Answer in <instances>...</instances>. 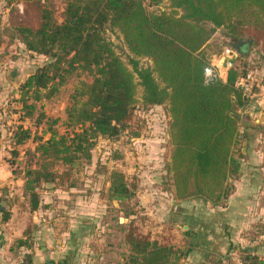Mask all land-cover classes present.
<instances>
[{
    "label": "trees",
    "instance_id": "16d2710c",
    "mask_svg": "<svg viewBox=\"0 0 264 264\" xmlns=\"http://www.w3.org/2000/svg\"><path fill=\"white\" fill-rule=\"evenodd\" d=\"M4 1L7 5L20 1L35 5L39 13L36 25L19 20L9 30L20 36L28 51L47 58L20 86L18 100L21 111H25L23 116L32 117L38 103L54 98L72 76L88 77L75 85L66 118L48 117L43 133L49 132V137L36 136L37 145L29 151L32 158L23 173V189L30 211L46 207L39 192L42 184L53 188L76 185V175L84 162L91 160L99 138L113 140L129 130L138 104L167 109L166 169L177 200L194 198L217 205L231 194L230 178L237 177L241 170L235 150L245 138L240 131L242 110L251 104L259 87L260 68L249 61V52H241L226 79L206 83L204 70L212 57L222 52L210 50L219 30L232 40L228 45L250 37L264 64V0H170L168 6L162 5L163 0H150L149 5L146 0H62L61 22L42 0ZM108 27L123 35L133 55V70L106 37ZM2 34L0 31V37ZM242 50H247L246 45ZM142 58L151 65L142 66ZM249 71L254 73V84L246 93L237 82ZM60 121L66 126L63 133L55 127ZM16 130L7 133L15 175L19 174L15 161L18 146L31 137V130L23 124ZM108 181L105 198L111 206L135 197L138 181L130 180L122 169H113ZM3 191L9 194L8 187ZM4 195L0 200L15 199L11 196L8 200ZM0 211L5 212L3 205ZM10 215V211L5 212L2 220L8 221ZM195 228L193 225L185 231L195 238L193 245L176 246L142 231L132 219L128 227H122L126 253L116 263L181 264L205 245L203 255L210 264H222L224 259L237 264H264L256 247L241 243L231 242L227 253L213 257L207 235ZM27 233L25 229L24 236ZM18 244L29 248L26 239L20 238ZM21 264H33L32 255L26 253Z\"/></svg>",
    "mask_w": 264,
    "mask_h": 264
},
{
    "label": "rangeland",
    "instance_id": "374dc122",
    "mask_svg": "<svg viewBox=\"0 0 264 264\" xmlns=\"http://www.w3.org/2000/svg\"><path fill=\"white\" fill-rule=\"evenodd\" d=\"M42 1L53 9L56 19L61 22L65 3L62 0ZM146 3L149 5L150 0H146ZM169 4L170 0L162 2L164 6ZM19 20H27L36 25L39 13L35 5L23 1L7 5L4 0H0V31L3 32L0 37V122L4 125V132L8 134L17 131L20 124L31 130V137L18 146L15 156L16 173H19L16 175L19 176L18 179L21 178L13 189L12 197L15 196V199L0 200L5 212H11L9 220L4 222L2 219L5 212L0 211V224H8V229L11 230L7 232L8 237L10 236L9 242L20 251V264L26 253L32 255L33 264H44L46 261L62 264L65 259L63 264H117V260L121 261L126 253L122 227H128L132 219H135V224L142 231L151 232L176 246H190L195 243V238L185 233L188 227L196 225L197 230L203 228L209 232L208 236L214 234V237L210 236L216 245L212 248L213 257L227 253L228 245L231 242L238 244L239 241L245 246L255 245L254 247L258 248L257 253H264V218L251 221L250 216L234 215L231 219L226 214L218 215L222 209L220 204L214 207L216 204L212 202L204 203L194 198L179 201L175 198L166 169L169 162L167 150L170 118L166 107L160 105L145 107L138 104L129 130L113 140L99 138L91 160L85 161L76 175V185L66 184L53 188L49 184H42L39 192L41 203L46 207L41 208V211H30L29 199L21 184L26 165L32 158L29 151H33L37 145L36 136L49 137V132L43 133L48 117H59L62 120L66 118V108L75 85L80 80H88V77L83 74L72 76L54 98L38 103L32 117L23 116L25 111H21L22 105L18 100L20 86L47 58L28 51L20 36H14L15 32L9 30ZM106 37L113 42L116 52L133 70L130 62L133 55L128 51L123 35L117 29L108 27ZM231 41L219 30L211 41L210 50L223 51ZM256 49L257 46L252 43L248 59L259 69L261 61ZM241 54L239 52V58ZM141 65L149 66L151 61L142 58ZM141 96L142 88L139 86L138 97ZM263 110L253 105L242 111H252L255 120H261L258 117L263 114ZM55 127L62 133L66 129L61 121ZM248 131L253 138L248 147H243L246 152L244 163L255 164L261 159L258 153L261 148L259 146L264 145V136L260 135L259 127L250 128ZM240 158L238 155V159ZM116 168L122 169L130 180L136 178L138 188L135 197L125 202L115 201L113 207L108 204L105 195L110 172ZM238 185L244 193L255 199L254 203L259 202V183L254 188L253 185L252 188L250 185L248 188L242 184ZM231 190V193L235 192L236 186L233 185ZM252 201H249V204ZM240 208L236 203L231 205V211L240 212ZM219 216L218 226L216 220ZM249 222L252 223L253 230L252 227L250 230L245 229ZM24 229L29 233L25 236L23 234L21 238L27 240L28 250L18 244L20 238L17 236L21 235L20 232ZM186 259L180 263L187 264Z\"/></svg>",
    "mask_w": 264,
    "mask_h": 264
},
{
    "label": "crops",
    "instance_id": "0c3cea01",
    "mask_svg": "<svg viewBox=\"0 0 264 264\" xmlns=\"http://www.w3.org/2000/svg\"><path fill=\"white\" fill-rule=\"evenodd\" d=\"M215 35L213 37H215ZM258 74H259V87L256 90V92L252 95L251 104L249 106L256 105L260 107L261 110H263L264 109V64L261 65L260 69L258 70ZM224 79H226V73L224 74ZM242 113H243L242 115L243 120H242V126L240 128V131L245 134V138L243 139V143H241L235 150L236 151L235 157L237 159H238L239 154L242 153L243 155L240 159H238L240 162L241 170L237 177H233V179L230 178V181H231L230 183L236 186V191L232 192L227 198L222 200L223 201V202L221 201L222 203L217 204V205L220 204V206H222L221 207L222 209H220L221 210L220 214L218 215L226 214L231 219H233L234 215L236 217L239 215L240 216L244 215V217H248V216L252 217L251 221H254L257 218H264V145L259 146L261 148L259 149L260 153H258V156L261 159H259L258 163H255V164L254 163L252 164L244 163V157L246 155V152H244L243 147H248L250 140L253 138V136L249 134L248 130L250 128L251 129L258 128V127H254V125L259 126V128L261 129L260 135L264 136V110L262 111L263 114H261L258 117V118H261V120L260 119L255 120V118L253 117L252 111H250L249 113H245V111H242ZM247 124H252L253 126H248ZM242 128H244L243 129L244 131H242ZM237 149H239L238 153H237ZM256 154H257V151H256ZM11 161H12L11 144H10V141L8 140L7 132L3 131V132H0V196H3L5 194L4 198L8 200H10L12 194H14V191H13L14 186L17 183L19 184V180L21 181V178L18 179L17 176L14 174V166L11 164ZM258 164L260 165L257 166ZM232 181L234 184L232 183ZM258 183H259V188H260L259 193L261 194V197H260L259 202L254 203L255 199L252 197H249L248 193H244V191L240 189V186L238 184L245 185L246 188H248V185H250V187L253 185V188H254L258 186ZM21 184L23 187V181L21 182ZM5 187L9 188V194L4 193L3 189ZM251 200L253 201L249 204V201ZM234 203L241 206L240 209L242 211L240 212L231 211V205ZM217 205H213V206L217 207ZM39 211H41V209ZM216 223H218V226H219L220 216L217 218ZM251 225L252 223L249 222V225L245 227V229L250 230V228L253 226ZM24 230L20 232L21 235H18L17 236L18 238L23 237ZM10 231L11 230L8 229V224H4V225L0 224V239L6 240L5 242H2L0 240V264H20L21 257L19 256V254L21 253L20 251H18V249L12 246L13 244L11 242H9L10 236L8 237L9 234L7 232H10ZM198 231H201L202 233L207 235L208 245L212 246V248L216 247V245L210 238V236L214 237V234L211 233L208 236L209 232L204 231L203 228H201L200 230L198 229ZM262 236H263L262 239H264V234ZM252 246H255V245H252ZM202 247L205 248V245H200L199 251L189 255L188 259L184 258L186 259L185 262H187V264H202L204 262L209 263L206 261L203 255L206 248L202 249ZM21 248H24V247L21 246ZM256 249L258 248L256 247ZM260 254L264 257V253H260ZM232 263L233 261L230 262L229 260L224 259L222 264H232ZM234 264H237V263L234 261Z\"/></svg>",
    "mask_w": 264,
    "mask_h": 264
},
{
    "label": "built area",
    "instance_id": "2783aa9c",
    "mask_svg": "<svg viewBox=\"0 0 264 264\" xmlns=\"http://www.w3.org/2000/svg\"><path fill=\"white\" fill-rule=\"evenodd\" d=\"M239 57V52L232 46L228 45L222 52L214 55L211 62L204 70V79L206 83L214 82L218 79H224V74L233 67ZM254 84V73L249 71L246 77L241 78L237 85L242 87L248 93L252 90ZM0 122V131L3 129Z\"/></svg>",
    "mask_w": 264,
    "mask_h": 264
},
{
    "label": "water",
    "instance_id": "95a60500",
    "mask_svg": "<svg viewBox=\"0 0 264 264\" xmlns=\"http://www.w3.org/2000/svg\"><path fill=\"white\" fill-rule=\"evenodd\" d=\"M234 49H236L238 52H244L245 54L248 53V49L250 48V46L252 45V39H247V40H243V41H239L237 43H232L230 44ZM246 45V51L242 50V46ZM46 264H53V261H46Z\"/></svg>",
    "mask_w": 264,
    "mask_h": 264
}]
</instances>
